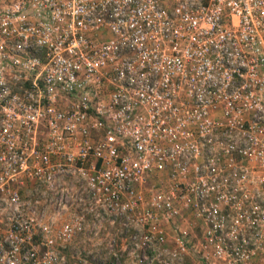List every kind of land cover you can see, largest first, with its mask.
<instances>
[{
    "label": "built area",
    "instance_id": "obj_1",
    "mask_svg": "<svg viewBox=\"0 0 264 264\" xmlns=\"http://www.w3.org/2000/svg\"><path fill=\"white\" fill-rule=\"evenodd\" d=\"M1 224L0 264H264V0L0 7Z\"/></svg>",
    "mask_w": 264,
    "mask_h": 264
},
{
    "label": "rangeland",
    "instance_id": "obj_2",
    "mask_svg": "<svg viewBox=\"0 0 264 264\" xmlns=\"http://www.w3.org/2000/svg\"><path fill=\"white\" fill-rule=\"evenodd\" d=\"M24 191H26V190H31V188H30V183H25V185H24ZM1 228H3L2 227V224H1V226H0V229ZM195 231H197L198 232V230H195ZM94 249V247H92L90 244H87V245H85L84 247H83V251H81V252H86V251H89V250H93ZM124 261V260H123Z\"/></svg>",
    "mask_w": 264,
    "mask_h": 264
},
{
    "label": "crops",
    "instance_id": "obj_3",
    "mask_svg": "<svg viewBox=\"0 0 264 264\" xmlns=\"http://www.w3.org/2000/svg\"><path fill=\"white\" fill-rule=\"evenodd\" d=\"M10 1L11 0H0V7H3L5 4H7ZM85 245L86 244L81 243L80 240H77V243H76V245L74 247L77 248V249H83V247Z\"/></svg>",
    "mask_w": 264,
    "mask_h": 264
}]
</instances>
